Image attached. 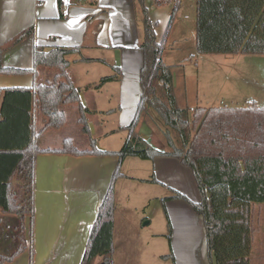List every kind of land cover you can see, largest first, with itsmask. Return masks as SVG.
Segmentation results:
<instances>
[{
	"label": "crops",
	"instance_id": "crops-1",
	"mask_svg": "<svg viewBox=\"0 0 264 264\" xmlns=\"http://www.w3.org/2000/svg\"><path fill=\"white\" fill-rule=\"evenodd\" d=\"M179 2L70 0L68 5H63L62 0H0V47H7L21 32L32 29L29 37L7 48L0 57L1 64L11 69L31 70L35 46L45 50L77 49L67 57L66 74L79 90L80 100L79 103L60 106L65 124L55 130L44 129L47 120L40 111L37 96H34L32 120L40 151L34 167V218L31 224L27 215L21 218L20 215L0 212V258L10 256L15 249L21 226L25 238V248L3 264H81L99 209L110 191L114 200V253L118 197L115 185L123 179L151 180L149 186L157 184L184 197L186 187L199 197V202L192 172L178 159L175 161L171 159L174 157L166 156H155L152 160L138 158L141 169L151 174L149 177L152 178L148 180L129 176V172L121 173L125 161L118 156L130 132L158 151L168 150L152 145L158 141L164 145L166 141L161 132L163 127L159 126V119L151 109L140 114L132 130H127L136 118L143 94L144 52L141 45L145 15L152 25L155 42H164L161 62L171 68L175 106L190 110L206 108L199 106L202 104L198 102L199 72L192 76L191 67L187 69L188 64L192 66L190 58L202 55L196 52L195 29L192 32L191 23L187 24L186 18L180 14ZM173 8L175 15L170 24ZM187 33L192 38V45L188 46L181 44ZM56 74L55 69L43 67H37L34 75L0 74V105L2 90L31 89L34 92L36 86L51 84ZM114 75L116 80L99 85L102 78ZM194 79L197 83L193 82ZM80 111L84 112L87 133L79 123ZM65 140L84 154L74 156L59 152ZM92 150L96 152L90 153ZM126 169H129L127 165ZM151 197H161V193H154ZM196 218L198 221L202 219ZM201 244L205 245L206 251L204 226Z\"/></svg>",
	"mask_w": 264,
	"mask_h": 264
},
{
	"label": "trees",
	"instance_id": "trees-1",
	"mask_svg": "<svg viewBox=\"0 0 264 264\" xmlns=\"http://www.w3.org/2000/svg\"><path fill=\"white\" fill-rule=\"evenodd\" d=\"M195 10L197 54L264 55V0H195ZM174 15L175 8L170 14V24ZM143 26V94L136 118L127 130H132L140 114L151 109L159 119V126L163 127L161 132L168 150L158 151L130 132L118 152L119 159L152 160L155 156L178 159L191 170L200 195L199 202L189 203L203 221L208 264H250L256 232L253 209L264 204V107L177 108L171 92V68L161 62L164 42H155L146 15ZM31 32V28L27 29L7 47H0V57ZM75 51L77 49L45 50L35 46L31 70L7 68L0 61V74L34 75L37 67L57 71L51 84L36 86L34 92L31 89L2 90L0 212L21 218L27 215L31 224L35 158L40 153L32 120V101L37 96L40 111L47 120L44 129L57 130L64 126L65 115L60 106L80 102L79 90L66 74L67 57ZM116 79V75L104 77L99 85ZM80 113L79 123L87 133L84 112ZM91 143L94 147V142ZM59 152L74 156L84 154L68 140L63 142ZM174 198L186 199L179 193ZM163 211L167 218L165 208ZM113 214L114 200L110 191L99 209L81 264H113ZM17 239L11 255L1 257L0 264L12 260L25 248L22 226Z\"/></svg>",
	"mask_w": 264,
	"mask_h": 264
},
{
	"label": "rangeland",
	"instance_id": "rangeland-1",
	"mask_svg": "<svg viewBox=\"0 0 264 264\" xmlns=\"http://www.w3.org/2000/svg\"><path fill=\"white\" fill-rule=\"evenodd\" d=\"M179 3V12L183 19L186 18L187 24L191 23L193 32L195 2L180 0ZM190 41L192 38L187 33L181 44L192 45ZM167 42L169 43V39ZM190 60L192 66L188 64L187 69L191 67V75L196 76L199 72L200 91L197 96L198 102L202 104L199 106L264 107V55H202L194 56ZM193 82L197 83L195 79ZM152 145L168 149L167 144L162 145L160 141L153 142ZM171 159L177 161L175 158ZM124 161L121 173L129 172V176L148 180L152 178L149 177L151 174H146L141 169L142 164H137L141 163L138 158L126 157ZM126 165L129 169L125 170ZM183 169L189 171L187 168ZM148 182L123 179L115 185L118 197L115 212L114 264H207L205 245H200V240L203 239L202 219L196 220V217L200 216L189 203H196L199 197H195L192 190L184 187L183 194H186V199L174 198L172 196L176 192L157 184L149 186ZM151 189L154 192H151ZM159 192L161 197H151ZM152 198L158 199L151 200ZM253 211L256 232L249 257L250 264H264V204L256 205Z\"/></svg>",
	"mask_w": 264,
	"mask_h": 264
},
{
	"label": "built area",
	"instance_id": "built-area-1",
	"mask_svg": "<svg viewBox=\"0 0 264 264\" xmlns=\"http://www.w3.org/2000/svg\"><path fill=\"white\" fill-rule=\"evenodd\" d=\"M69 1L70 0H62V3H63V5H68V3H69ZM173 3H177V2H179L180 0H171Z\"/></svg>",
	"mask_w": 264,
	"mask_h": 264
}]
</instances>
